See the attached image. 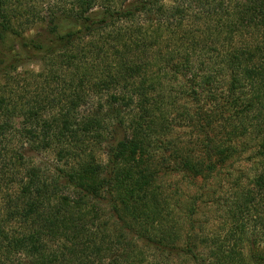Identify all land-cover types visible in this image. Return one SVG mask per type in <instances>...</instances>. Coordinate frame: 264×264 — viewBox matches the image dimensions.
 <instances>
[{
  "label": "trees",
  "instance_id": "trees-1",
  "mask_svg": "<svg viewBox=\"0 0 264 264\" xmlns=\"http://www.w3.org/2000/svg\"><path fill=\"white\" fill-rule=\"evenodd\" d=\"M0 264H264V0H0Z\"/></svg>",
  "mask_w": 264,
  "mask_h": 264
},
{
  "label": "rangeland",
  "instance_id": "rangeland-1",
  "mask_svg": "<svg viewBox=\"0 0 264 264\" xmlns=\"http://www.w3.org/2000/svg\"><path fill=\"white\" fill-rule=\"evenodd\" d=\"M32 69H37V67L33 66ZM196 203L199 204L200 207H199V210H197L195 218H197V220L201 224L203 222L205 227H208V228L210 227L211 223L216 224V221H214L213 220L214 218L212 217L214 215V212L211 211V209H210L211 207L209 208L207 206H203L202 204H200L199 201H196ZM207 219H210V220L207 221ZM205 227L203 229H205Z\"/></svg>",
  "mask_w": 264,
  "mask_h": 264
}]
</instances>
